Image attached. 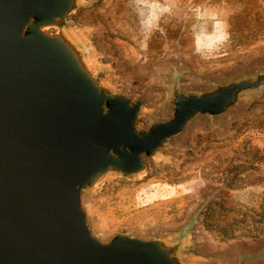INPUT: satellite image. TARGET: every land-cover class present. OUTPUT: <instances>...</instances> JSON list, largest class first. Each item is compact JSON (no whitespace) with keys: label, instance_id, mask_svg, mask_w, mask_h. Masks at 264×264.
I'll return each instance as SVG.
<instances>
[{"label":"water","instance_id":"1","mask_svg":"<svg viewBox=\"0 0 264 264\" xmlns=\"http://www.w3.org/2000/svg\"><path fill=\"white\" fill-rule=\"evenodd\" d=\"M93 0H0V264H243L194 252L196 211L155 235L95 233L82 206L118 180L138 181L202 119H233L264 95V65L194 77L151 67L149 104L71 18ZM207 200L213 197V193ZM203 208V207H202Z\"/></svg>","mask_w":264,"mask_h":264},{"label":"rangeland","instance_id":"2","mask_svg":"<svg viewBox=\"0 0 264 264\" xmlns=\"http://www.w3.org/2000/svg\"><path fill=\"white\" fill-rule=\"evenodd\" d=\"M71 18L149 104L159 90L154 65L180 60L203 78L264 65V0H93ZM173 143L167 163L150 162L143 179L82 197L92 230L155 235L201 209L195 253L228 261L264 251V95L230 121L202 119ZM243 264H264V254Z\"/></svg>","mask_w":264,"mask_h":264}]
</instances>
